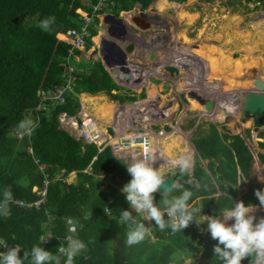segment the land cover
I'll use <instances>...</instances> for the list:
<instances>
[{
    "label": "trees",
    "instance_id": "16d2710c",
    "mask_svg": "<svg viewBox=\"0 0 264 264\" xmlns=\"http://www.w3.org/2000/svg\"><path fill=\"white\" fill-rule=\"evenodd\" d=\"M133 1L115 0V4L109 6L111 12L117 15L116 25L110 24V28L104 26L109 23L110 17L102 18L101 21L106 34L120 30L119 44L124 50L127 49L129 38L127 28H131L128 19L135 15L127 11ZM141 1L148 3L150 0ZM245 1L261 2L264 5V0ZM78 7L89 10L84 0H0V199L7 187H11L14 196V203L10 205L11 214L0 217V239L6 240L9 247L19 245L20 255L23 256L24 251L40 245L41 236L51 235L40 246L59 255L57 248L66 246L67 221L72 219L79 226L73 232L74 236L87 245L86 250L75 258L74 264H168V255H172L170 245L176 243L179 233L172 234L170 229L160 231L152 223L151 236L129 247L125 243L127 226L116 222L120 211H131L125 194L120 191L131 179L126 163L115 157L108 146L97 150L95 144L77 139L59 122L61 112L76 115L80 105L77 94L80 93L93 95L104 91L114 98L132 99V95L121 92L111 94L112 90H119V86L98 62L96 51H89L92 37L97 34L92 26L89 27L90 35L84 50L80 53L77 51L80 54L79 60H74V55L69 56L75 66V79L71 86L76 95L70 94L62 101L49 97V91L53 92L55 88L67 83L64 82L62 63L68 55V44L59 39L57 33L80 27L81 19L76 10ZM49 17H54V22L48 31H44L39 24ZM138 19L145 21L143 14H139ZM93 23H98L96 16ZM102 41L101 36H98L101 47ZM124 57L120 56L117 61L122 63ZM117 67L120 65H113L115 72H118ZM124 70L130 73L135 71L130 67ZM189 72L190 68H186L183 77L186 78ZM148 76L151 78V74ZM250 76L263 81L261 84L264 85V76L254 73ZM123 78L122 76L120 83L127 81ZM244 78L240 77L237 81L244 82ZM156 80L161 79L153 78V82ZM140 83L146 88L145 91L132 87L143 96H149L151 85H144V79ZM233 83L234 87H238L236 81ZM233 83L228 85L227 96L235 92ZM157 88L161 94V86ZM198 93L195 92L194 97ZM263 94V89L257 91V102L260 104L264 102ZM234 95L239 94L236 92ZM85 99L92 104L95 98ZM154 99L160 97L154 96ZM194 102L196 104L193 108H198L200 104L195 100ZM144 105L136 103L133 106L137 121L149 119L148 114L143 116L138 109ZM166 108L158 105L150 120H168ZM172 109L170 108V113ZM119 113H123V110ZM26 120L34 125L30 133L18 129L20 122ZM258 121L262 123L263 119ZM222 130L240 131L230 124L223 126ZM204 136L207 138L208 134ZM252 160L251 165L258 166L259 162L253 157ZM39 162L44 165L43 168H40ZM88 165H91L90 172L86 170ZM62 170V175L58 176ZM70 172L75 173V178L66 182L65 178ZM116 176H120V182H117ZM45 180L49 181L46 200L36 206L33 202L41 198L39 190ZM180 184L190 189L194 186L183 180ZM34 187L37 189L34 190ZM178 193L179 191H173L171 196ZM161 195L159 192L154 194V202L158 206ZM18 200L22 203L15 202ZM150 249L154 250L153 257H144V251ZM5 250L0 247V252ZM65 259L61 256L60 264H64ZM24 264H31V258Z\"/></svg>",
    "mask_w": 264,
    "mask_h": 264
},
{
    "label": "rangeland",
    "instance_id": "374dc122",
    "mask_svg": "<svg viewBox=\"0 0 264 264\" xmlns=\"http://www.w3.org/2000/svg\"><path fill=\"white\" fill-rule=\"evenodd\" d=\"M134 5L132 14L144 12L147 21L140 22L137 18H131L129 16L128 22L130 24L128 23V25L132 29L129 27L127 29H129L128 31L134 30L139 38L150 39L151 44H154L155 47L152 52H149L148 54L140 52L139 47L138 49L135 48V50L126 49L125 51L118 46L119 42L116 41V38L113 35L109 36V34H106L104 30H102L100 34L103 40L102 48L103 50L106 48L105 50L109 53L110 58L112 60L116 58L114 52H116L119 57H124L128 54L130 63H133V61L135 63V71L131 73L127 70V72L123 70L126 68L128 69V63H126L127 66H124L123 68L117 67L118 72H115L113 65H121L122 63L114 60V63L110 64V66L108 65L111 72L117 78V84L119 85V90H112L111 94L121 92L125 95H132V99L127 98L121 100L120 98H114L107 92H98L93 95L87 93L77 94L81 107L76 115H70L66 112H61L59 114L60 125L71 131L77 139L79 138L83 142H87V140L82 138L81 132L72 125V121L75 117L86 120L89 119L90 123L87 125L90 127L89 130H94L92 124H97L99 128L104 130L102 135L105 140L104 142L107 144H111L114 139H120L119 135H128L136 125L137 128L146 127L150 128L152 131H156L159 124H167L169 126L167 127L168 130L157 131V134L162 132L164 139L169 138L171 142L173 140L171 137L177 133L172 129L176 128L179 121L181 122L180 126L184 124L186 125L189 120L188 118L196 116L198 121L211 120L212 122H215L211 114L216 110L219 111L220 108H229L227 106V101L224 99L218 100L211 94L218 83L223 82L224 85L228 86L230 85L229 83L236 81V84L238 85L240 82H243H238V78H244L251 73L264 76V5H262L261 2L245 0H158L157 2L153 1L150 6L144 7L138 0ZM107 15L108 14H104L102 17H108ZM124 17L125 16H123V18ZM147 22L150 23V26L148 27ZM118 27H121V25ZM98 35L97 31V34L92 38V45L89 49L90 52L93 49L96 51L95 56L97 59L99 58ZM129 35L131 38L134 37L133 32H129ZM67 36L66 32L65 37L67 38ZM115 46H118L117 50H113ZM107 47L113 49L110 50L109 48L107 49ZM179 48H191V50L198 48L201 56L198 55L197 58L200 60L198 61V64L202 68V76L204 77L195 84L205 102L201 103L199 106L197 105L198 108H193L196 103L193 102L191 105L189 98L182 90V86H185L189 91L188 84H186L180 77L181 73L184 74L187 65L182 64L181 61L176 58L174 51L172 53V49L176 50ZM147 49L150 50V47ZM82 50L84 49L78 50V52L80 53ZM129 54H131L132 57L129 56ZM171 54L172 57L169 56ZM75 59L79 60L77 58ZM164 62L165 64L168 62H174L177 67L176 71H169L165 66L160 67L162 65L161 63ZM144 65H150V68ZM146 69H148V71L150 69L152 70L153 73L151 74V78H148L150 73L145 76L140 75L141 71L147 72L145 71ZM207 69L209 70L208 73ZM157 70H162V73L155 72ZM192 73L193 70L191 68L190 74ZM122 76L124 77L123 79H127V81L120 83ZM126 76H129V78H126ZM153 78L161 80L153 82ZM142 79H144V85L147 86L150 84L151 88H154L151 93L155 95H160L159 90H156L155 88L161 86V99H154V103H156V101L159 103L155 104L156 107L159 105L160 107L166 106L173 108L168 120L162 121L152 119L142 123L141 121L136 120L137 114L135 110H127L129 108L128 106L136 103H142V105L144 102L149 103L150 105L153 104L146 100V96H143L137 91V89L132 87L134 86L132 81L141 84L140 82H142ZM244 82H247V78H244ZM66 86L67 85H65L64 88L66 90L69 89L66 88ZM262 89L264 90V85H262ZM69 90L71 92L73 91V89ZM251 90L253 89H250L249 91ZM48 94L51 99L56 98L54 92L49 91ZM243 94L245 93L240 95ZM86 97H93L95 99L91 104L85 99ZM103 101L110 102L115 108L121 107L123 113H115L116 120H114V118L112 119L110 115L100 118L99 115H101V113H98V107ZM83 106L86 113L83 112ZM207 107H209L211 114L207 113V111L205 112ZM260 109H262V107H260ZM174 112L175 115L172 118L171 115ZM263 115L264 111L261 113L258 112L254 117L259 118ZM251 118L252 117L247 118L243 115L239 117L238 122L240 131L226 130L224 133L226 134L225 144L232 147L233 144L238 142L236 147H239L238 149L240 150L244 148L248 153H253L254 155L252 156L251 154V157L259 162V167H263L264 131H262L259 126L252 127L250 125H245L247 122H252L253 119ZM130 119L135 120L137 124L133 125V121L130 122ZM217 121L221 122V119ZM116 128H119L120 132L118 134H115ZM182 131L184 132L183 137H188L189 130L186 131L182 129ZM94 132L99 133L97 130H94ZM170 132L173 133L169 134ZM230 132L231 135L228 134ZM260 142L263 143L261 144L263 150L257 152L256 148ZM90 143L97 144V141ZM131 147L136 150L137 147L140 146L132 145ZM165 147L166 144L164 142V148ZM150 148L151 151L154 152L152 143H150ZM252 165L255 166V164ZM90 167L91 165L86 167L88 172H90ZM189 171H191L189 172L190 174L193 173L195 176L210 179V175L207 171L203 174H200L197 171L193 172L194 170L192 169ZM260 172H264V167L259 169L257 173L260 174ZM62 173L63 170L58 176L62 175ZM74 175V172H70L65 178L66 182L73 181L75 178ZM187 178L189 180L191 179L189 177ZM196 184L197 182L195 181V185Z\"/></svg>",
    "mask_w": 264,
    "mask_h": 264
},
{
    "label": "clouds",
    "instance_id": "9594fccd",
    "mask_svg": "<svg viewBox=\"0 0 264 264\" xmlns=\"http://www.w3.org/2000/svg\"><path fill=\"white\" fill-rule=\"evenodd\" d=\"M53 22L54 17L46 18L40 22L39 27L48 31ZM94 25L96 23L92 22L90 26L94 27ZM63 78H65V70ZM33 127L32 122L26 120L20 122L18 129L30 133ZM146 129L149 132L148 128ZM129 135L119 137L127 138ZM141 149L143 151V148ZM147 154L143 158L133 157L132 162L125 164L131 179L123 185L120 191L125 194L131 211H120L116 222L127 226L125 241L127 246L139 244L146 237L151 236L150 225L152 223L160 231L170 229L172 234H176L182 233L193 221L198 226L206 222V231L210 233L213 240L217 241V244L213 246V252L220 264H241L246 257H251L250 264H264V217L254 223L253 213L256 206L245 205L243 201H238L234 203V207L221 211L222 218L200 215L201 219H196L194 213H200L203 206L199 209L190 208L188 202L193 193L175 180L166 183L162 169L153 166L158 160L157 156ZM170 167L178 169L179 173L184 175L193 167V161L187 154L179 155L170 161ZM161 190L162 195L158 206L154 202V194ZM173 191H179L180 194L170 196ZM254 194L258 198L259 206L264 207V190H255ZM12 203H14L13 192L11 187H7L3 190L2 199H0V217H7L11 214L10 205ZM230 220L234 222L229 224ZM145 222H148L149 226H146ZM68 223L71 225L69 231L75 232L73 221L69 220ZM50 237L52 236H41L40 245ZM66 239V246L57 248L59 255L45 250L40 245H34L30 251H24L23 256L20 255L19 245L9 247L6 240L0 239V247L6 249L0 252V264H24L29 258H31V264H60L61 256L66 258L64 264H74L75 258L86 250L87 245L83 240L73 236Z\"/></svg>",
    "mask_w": 264,
    "mask_h": 264
},
{
    "label": "crops",
    "instance_id": "0c3cea01",
    "mask_svg": "<svg viewBox=\"0 0 264 264\" xmlns=\"http://www.w3.org/2000/svg\"><path fill=\"white\" fill-rule=\"evenodd\" d=\"M139 1L144 7L150 6L153 1L157 2V0H150L148 3H145V1L142 2L141 0ZM99 2L101 4L100 7L98 6L97 12L98 23H96L95 27H93L98 31V36H100L102 30H104L101 25L103 14H110L111 16L117 18V15L111 12V10L109 9V6H113L115 4V0H112L111 2L98 0V3ZM133 2V5L127 11L132 12V9H134L135 6L134 4L135 2H138V0H134ZM78 8L82 9L81 7ZM89 11L90 9L88 11L85 9V12L91 13ZM139 14L144 15V12H141ZM139 14H135L132 18L138 19ZM93 20L94 19H92V21ZM88 33L89 36L90 29H88ZM110 35L111 33L109 34V36ZM57 36L58 38H60V36H62V33H57ZM85 41L87 42V38L85 39ZM86 42L84 46H86ZM118 46L120 45L118 44ZM118 46H115L114 49H112L117 50ZM102 47L98 44V62H100V64L104 67V69L117 84V78L111 72L108 65L110 66V64L114 63V60L117 61V58H119V56L116 54V52H114L116 58L112 60L109 53L105 50L106 48L103 50ZM108 48L112 50L110 47H107V49ZM76 58H80L79 53L76 54ZM72 65L75 73V66L74 64ZM68 86L71 85L69 84ZM65 97H67V95ZM174 115L175 113L172 115V118L174 117ZM188 119L189 120L186 125L184 124L180 126L181 122L179 121V123L176 125V128L172 129L177 133L176 135L171 137V139H173L171 142L169 138L164 139V135L162 132H160V134H157V131L159 130H168L167 127L169 126L167 124H159L156 128V131H152L150 130V128H148L154 152H152L151 148H149L147 155L154 154L158 159L153 166L160 167L164 172L165 178L171 176L178 183L183 180L184 183H191L194 185L191 189L187 187L184 188L190 190L193 193L188 202L190 208L199 209L203 206L200 209V213H194L196 219H201L200 215L218 216L222 218L221 211L226 208L234 207V203L238 201H243L245 205L252 204L256 206V210L253 213V215L255 216L254 223L257 222L261 217H264V207L259 206L258 198L254 194L255 190H264V172H260V174L257 173L258 170L263 168L264 166L259 167L257 165H251V154L252 156L254 154L250 152L248 153L244 148L241 150L238 149L239 147H236L238 142H236V144H233L232 147L227 146L225 144L226 134H224L226 130H221L220 126H218L216 122H212L211 120L198 121V118L196 116ZM132 121L133 120L130 119V122ZM136 124L137 122L133 123V125ZM135 128H137V125L134 126L132 130ZM181 128L186 131L189 130L188 137H183L184 132ZM98 131V142L97 144H95L97 150H102L104 147L108 146L111 150V153L118 159L123 160L126 164L132 162L133 157L143 158L146 155L145 153H143L139 144H134L140 146L137 147L136 150L135 148L129 146L120 151H114L112 148V144L116 139H114L111 144H107L104 142L105 140L102 135L104 133V130L98 127ZM119 132V128H116L115 134H118ZM172 133L173 132H170L169 134ZM204 134H208V137L205 138ZM228 134L231 135V132ZM164 142L166 144L165 148ZM261 144L263 143L257 145V152L263 150ZM183 154L191 156L193 161V167L191 169L194 170L193 172L197 171L200 174H203L205 173V171H207L210 175V179H204L203 177L201 178L200 176H195L193 173L190 174L189 172L191 171H188L187 174L183 176L179 173L178 169H172L170 167V161ZM187 177L191 179L189 180ZM115 179L117 180V182H120V176H116ZM194 180L197 182L196 185ZM179 194L180 193H178V195ZM233 222L234 221L232 220L228 221L229 224ZM145 224L146 226H149L148 222H145ZM206 228V222L198 226L195 221H193L186 229L182 231V233H179L175 240L176 243L170 245V252L172 255H168V264H220L219 260L214 257L213 252V246L217 244V241L211 238L210 233L206 231ZM153 255L154 250L151 249L146 250L143 253V256L146 258H151L153 257ZM250 261L251 257H246L241 261V264H250Z\"/></svg>",
    "mask_w": 264,
    "mask_h": 264
},
{
    "label": "bare ground",
    "instance_id": "6f19581e",
    "mask_svg": "<svg viewBox=\"0 0 264 264\" xmlns=\"http://www.w3.org/2000/svg\"><path fill=\"white\" fill-rule=\"evenodd\" d=\"M102 18H107V17H102ZM146 19L147 18L144 16L145 21H147ZM148 26H150L149 22H147V27ZM129 32L134 33V31H129ZM110 33H111V35H113L116 38V41L119 42L120 35H121L120 30L117 29L116 31H112ZM126 33L129 36L128 41H127V49H130L131 47H139V48H141L140 52L147 53V54L149 53V51L152 52L155 45L151 44L150 39L139 38L137 35L135 36V34H137V33H134V37L131 38L129 33L128 32H126ZM148 47H150V50L147 49ZM173 51H174L176 58L178 60H180L182 64L187 65V69L188 68L193 69V73L190 74V72H189V74H187L188 76H186V78H184L183 77L184 74L181 73V75H180L181 79L186 84H188V86H189V91L186 89L187 87L185 88V86H182V90L185 91L186 96L189 98L191 105L193 104L194 100H196L197 103H199V104L204 103L205 100L203 99L202 94L199 92V90L195 84V83H197V81L199 82L204 77V76H202V68L198 64L199 63L198 61H200L199 58H197L198 55L200 56L198 48H194L193 50H191V48H186V49H184V48L180 49L179 48L176 50L172 49V53H173ZM181 51H183V52L187 51V52L179 53ZM174 54H173V56H174ZM169 56L172 57V54ZM167 59H168V57H167ZM126 63L129 64L130 68H135V63L134 62L130 63V60L128 59V55H125L124 60H123L122 64L120 65V67L123 68L125 65H127ZM161 64L162 65L160 67L165 66V62L161 63ZM124 71L127 72L126 70H124ZM145 71H147V72H142L140 75L142 76V75H145L148 73H150V74L153 73L151 69L149 71H148V69H146ZM155 72L162 73V70L161 71L157 70ZM208 72H209V70L207 69V73ZM249 76H250V74H249ZM196 77H197V79H196ZM246 78H249V81L247 80V82H240L238 84V87H234V83H233V88L235 90L234 93L237 92L239 95H234V93H233V95L227 96L229 88H228V86L224 85L223 82L218 83L215 90L213 92H211L212 96L217 98L218 100L224 99L225 101L228 102L227 106L229 108H220L219 111L216 110L213 114H211L209 107H207V110H205V112L207 111V113H210L213 116L214 121L216 122V124H218V126H220L221 130H222L223 126H225V125L227 126L229 124L240 129L238 118L242 116L240 114H243V116H246L247 118L252 117L251 119H253L252 122H250V123L247 122L245 125H250L252 127L259 126L261 128V130L264 131L263 130L264 115L262 117H259V118L254 117L258 114V112L261 113L262 111H264V102H262L261 104L259 102H257V91L262 90L261 89L262 84L257 78H254L251 76L246 77ZM69 89H72V87L70 86ZM69 89H67L63 92L64 96L67 95V97H68V95H70L71 93L73 95H76L73 91L71 92ZM155 89L159 90L158 88H155ZM250 89H253V90L249 91ZM153 90H154V88L151 90V92ZM243 90L249 91V92H247V93L242 92L245 94L240 95V94H242L241 91H243ZM159 92H160V90H159ZM195 92H199L198 93L199 95H197L196 97H194ZM263 92H264V90H263ZM154 96L160 97V99H161V94L155 95L153 93H150V95L147 96L146 100H148L149 102H152L153 104L150 105L149 103L144 102L145 105H147V104L148 105L138 108L140 113L143 114V116H146L148 114L147 117H149V119H148L149 121H150V118L152 117V115L154 114V112L156 111V106H155L156 103H154V101H155ZM263 96H264V94H263ZM137 104H140V103H137ZM133 106H134V104L128 106L129 107L128 110L129 111L132 110ZM80 107H81V103L79 105V108ZM260 107H262V109H260ZM148 108H150V109H148ZM121 110H123L121 107L115 108L114 105H112L110 102H107V101H103L102 103H100V105L98 107V113L100 112L102 115V116L99 115L100 118H103V116H107V115L109 116L110 115L112 117V119L114 118V120H116L115 113L117 114ZM148 111H150V112H148ZM83 112L86 113L84 106H83ZM166 113H167V116L169 118L170 107L166 108ZM219 119H221V122L217 121ZM260 119H263L262 123H259L260 121H258V120H260ZM145 120H146V118L142 121V123H144ZM96 128H98V127H96Z\"/></svg>",
    "mask_w": 264,
    "mask_h": 264
},
{
    "label": "built area",
    "instance_id": "2783aa9c",
    "mask_svg": "<svg viewBox=\"0 0 264 264\" xmlns=\"http://www.w3.org/2000/svg\"><path fill=\"white\" fill-rule=\"evenodd\" d=\"M102 1L111 2L112 0H102ZM84 2L85 4L88 5V8L90 9L89 12L91 13L85 12V10H82L79 8L76 9L81 19L80 27L68 29L66 31L68 35L67 38L65 37L66 32L62 33L63 36L59 38L68 44V49H67L68 55L66 56V61L62 63L64 70H65L64 82H67L65 84L67 85L66 88L70 87L68 85L69 84L71 85V82L74 79V68L72 65V58L73 59L74 57L76 58L77 51L85 47L84 46L86 42L85 39L88 37V34H89L88 29L93 22L92 19H94L95 16L98 17V14H97L98 6L100 7V4H101L100 2L98 3V0H84ZM70 55H74V56L69 59ZM64 86L58 87L57 89L55 88V90L53 91L56 94V98H58L61 101L66 98L63 95V90H66ZM89 123H90L89 119L87 120L78 119L77 117H75V119L72 121L73 127H75L81 132V136L84 140H87V142H93V141L98 142V132H94V130L98 131V128H96L98 127V125L92 124V127L94 130H89L90 127L87 126ZM150 143H151L150 134L147 131V129L145 127H139V128H136L127 138L120 137V140H115V142H113L112 144V148L114 151H120L125 147H129L134 144H139L141 148H143V152L146 154L149 151ZM29 151L31 152V149H29ZM36 162L38 161L36 160ZM39 164H40V168L44 167L42 163L39 162ZM48 182H49L48 180H45L43 187L41 188V190H39V194L41 195V198L33 202V204H35L36 206H39L44 200H46ZM33 189L36 190L37 188L34 187ZM15 202L22 203L20 200L15 201ZM69 220H72V219H69ZM68 221H67L68 235L66 236V238L69 236L75 237L73 232L69 231V227L71 225H69ZM73 224L75 225V228L79 227L77 222H73Z\"/></svg>",
    "mask_w": 264,
    "mask_h": 264
},
{
    "label": "water",
    "instance_id": "95a60500",
    "mask_svg": "<svg viewBox=\"0 0 264 264\" xmlns=\"http://www.w3.org/2000/svg\"><path fill=\"white\" fill-rule=\"evenodd\" d=\"M107 16L110 17L109 18V23L107 25H104V26H106L107 28H110V24L116 25V23H117L116 17L111 16L110 14L107 15ZM165 67H166L167 70L172 71V72L173 71H176V69H177V67L175 66L174 62H168V63H166L165 64ZM132 83L134 84V87L135 88H138V89L140 88V89H142V90L145 91L146 88L144 86L140 85L138 82L132 81ZM156 104H159V103L156 101ZM165 180H166V183H171V181H173L174 178L171 177V176H168V177L165 178ZM159 192L162 194V190L159 191Z\"/></svg>",
    "mask_w": 264,
    "mask_h": 264
},
{
    "label": "flooded vegetation",
    "instance_id": "af4514ba",
    "mask_svg": "<svg viewBox=\"0 0 264 264\" xmlns=\"http://www.w3.org/2000/svg\"><path fill=\"white\" fill-rule=\"evenodd\" d=\"M133 48H134V50H135V48L138 49V47H133ZM130 49L132 50V47ZM139 49L141 50V48H139Z\"/></svg>",
    "mask_w": 264,
    "mask_h": 264
}]
</instances>
